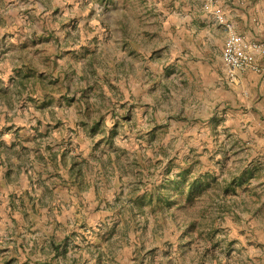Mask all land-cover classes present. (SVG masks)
Here are the masks:
<instances>
[{"label": "rangeland", "instance_id": "rangeland-1", "mask_svg": "<svg viewBox=\"0 0 264 264\" xmlns=\"http://www.w3.org/2000/svg\"><path fill=\"white\" fill-rule=\"evenodd\" d=\"M4 2L0 264H264L261 95L211 57L247 26L218 0ZM182 172L209 183L188 202Z\"/></svg>", "mask_w": 264, "mask_h": 264}, {"label": "crops", "instance_id": "crops-1", "mask_svg": "<svg viewBox=\"0 0 264 264\" xmlns=\"http://www.w3.org/2000/svg\"><path fill=\"white\" fill-rule=\"evenodd\" d=\"M17 3L20 0H16ZM204 2L205 0H201ZM1 3H5L4 0H0ZM215 9H220V12L226 18L223 21L229 19V21H239L242 22L243 25L247 26V29L244 33L238 35L242 36L245 44L248 43H257L259 44V49L256 51V62L260 67H264V0H218L217 5L214 7ZM226 9L228 10L226 13ZM260 11V12H259ZM230 12V13H229ZM257 12V18L259 19L257 24H252L247 22V19L253 15V13ZM229 13V15H226ZM250 19V18H249ZM259 39H255V38ZM263 42V43H262ZM221 47L218 50V54H212L214 60L217 62H221ZM206 66V62H205ZM207 73L213 74V70H210V64L207 65ZM247 72L246 78L251 80L250 89L253 88V91H259L258 94L261 95V98L251 105V112H246L245 115H241L240 117L246 123V128L251 129L250 126H258L259 118L264 116V74H255L252 72ZM263 90V93L261 92Z\"/></svg>", "mask_w": 264, "mask_h": 264}, {"label": "built area", "instance_id": "built-area-1", "mask_svg": "<svg viewBox=\"0 0 264 264\" xmlns=\"http://www.w3.org/2000/svg\"><path fill=\"white\" fill-rule=\"evenodd\" d=\"M212 3L214 0H206ZM244 38L235 33L232 27L227 26L226 36L222 49V61L226 65V79L230 83L237 82V74L240 72H252L263 74L262 68L256 62V51L259 44H245Z\"/></svg>", "mask_w": 264, "mask_h": 264}, {"label": "trees", "instance_id": "trees-1", "mask_svg": "<svg viewBox=\"0 0 264 264\" xmlns=\"http://www.w3.org/2000/svg\"><path fill=\"white\" fill-rule=\"evenodd\" d=\"M186 174H187L186 172H182L181 174H179L178 175L179 178L173 179L172 183L170 182V185L171 187H174V189H178V194H179V192L182 191L181 188L186 184L183 194L185 195L186 201L188 202L194 199L195 196L202 194L205 191L209 183L207 181L206 176H199L197 178L192 179L190 182H186L185 181V179L187 178ZM244 181L242 180V177H241L238 181H236L234 186L232 185V188L234 189L235 186L237 187L241 186L242 182ZM158 194L159 192H157L156 194L157 199L159 197ZM164 203L165 205H169L170 202L168 201V199H166L164 200ZM55 250H57V248H55Z\"/></svg>", "mask_w": 264, "mask_h": 264}]
</instances>
